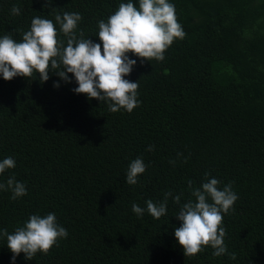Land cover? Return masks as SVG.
Segmentation results:
<instances>
[{
    "label": "trees",
    "instance_id": "obj_1",
    "mask_svg": "<svg viewBox=\"0 0 264 264\" xmlns=\"http://www.w3.org/2000/svg\"><path fill=\"white\" fill-rule=\"evenodd\" d=\"M122 2L51 0L45 8V0H0V37L21 41L40 16L66 44L55 15L67 11L82 16L77 32L101 43L97 22ZM169 3L186 35L163 61L141 64L128 54L137 63L125 79L138 81L140 101L131 113L76 94L71 73V83L53 72L43 83L36 72L7 81L0 75V161L11 156L16 164L0 183L15 176L27 189L16 200L0 191V229L11 234L31 215L51 212L68 232L46 255L26 260L21 253L15 264H264V0ZM13 5L20 15L11 14ZM137 157L147 167L129 185L127 168ZM206 172L221 190L231 182L238 196L222 224L235 260L213 257L210 246L185 257L171 198L158 220L132 211L133 203L146 209L147 200L162 201L166 191L183 192L187 202L188 181L199 187ZM12 255L0 238V264H13Z\"/></svg>",
    "mask_w": 264,
    "mask_h": 264
},
{
    "label": "clouds",
    "instance_id": "obj_2",
    "mask_svg": "<svg viewBox=\"0 0 264 264\" xmlns=\"http://www.w3.org/2000/svg\"><path fill=\"white\" fill-rule=\"evenodd\" d=\"M44 7L50 8L51 0H45ZM10 12L18 16L21 9L13 5ZM81 19L79 12L66 11L55 15L66 44L58 38L53 21L40 16L32 19L30 30L22 33L21 41L17 42L11 34L0 37V75L7 81L17 76L29 78L36 72L43 83L49 79V72H53L65 83H71L68 75L71 73L78 84L72 89L76 94L108 102V110L112 113L121 109L131 113L140 101L137 99L138 81L125 79L137 63L128 54L140 58L141 64L151 60L163 61L164 53L174 40L184 39L186 33L177 20L174 4L169 0H139L137 8L132 0L120 3L106 22H97V36L101 43L85 38L83 30L77 32ZM53 86L59 88L60 85L57 82ZM153 147L149 146L148 151ZM182 155L178 152L177 158ZM169 162L176 163L175 160ZM15 166L11 156L4 158L0 161V174ZM146 167L142 157L132 160L126 172L127 184H137L138 176ZM220 183L206 172L199 187H195L192 180L188 181L190 196L194 199L181 203L183 192L173 195L172 191H166L162 201L149 199L145 202L146 209L133 203L132 211L138 217L146 211L158 220L166 215L171 198L179 205L175 217L181 224L175 227L174 236L185 257L195 256L210 246L213 257L228 255L235 260L236 254L228 253L224 243L226 229L222 224L224 215L232 209L238 196L232 190L231 182L222 190L218 187ZM0 191H10L12 200L27 194L25 184L18 182L15 176L0 183ZM5 237L15 264L21 253L26 260H32L38 252L46 255L58 240L68 237V232L57 223L55 213L50 212L43 217L31 215L11 234L6 228L0 229V238Z\"/></svg>",
    "mask_w": 264,
    "mask_h": 264
}]
</instances>
